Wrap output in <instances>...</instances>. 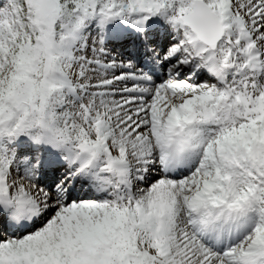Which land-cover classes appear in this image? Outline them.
Returning a JSON list of instances; mask_svg holds the SVG:
<instances>
[{
  "label": "snow or ice",
  "instance_id": "6c2138e0",
  "mask_svg": "<svg viewBox=\"0 0 264 264\" xmlns=\"http://www.w3.org/2000/svg\"><path fill=\"white\" fill-rule=\"evenodd\" d=\"M0 264H264V0H0Z\"/></svg>",
  "mask_w": 264,
  "mask_h": 264
}]
</instances>
